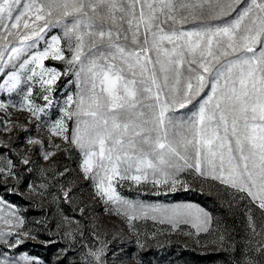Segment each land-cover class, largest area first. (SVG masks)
Wrapping results in <instances>:
<instances>
[{"label":"snow or ice","instance_id":"6c2138e0","mask_svg":"<svg viewBox=\"0 0 264 264\" xmlns=\"http://www.w3.org/2000/svg\"><path fill=\"white\" fill-rule=\"evenodd\" d=\"M204 15L219 22H205ZM190 19L200 23L184 28ZM53 29L62 36H49ZM62 38L71 53L66 61ZM48 59L74 66L76 85L63 116L46 122L48 130L79 151L81 170L105 203L118 205L117 214L131 222L152 213L174 227L191 217L183 222L208 232L212 217L203 209L128 200L114 183L150 182L175 192L177 185L187 188L180 175L189 170L264 210V0H0V91L17 92L21 103L14 106L36 120L52 107L53 86L68 73L46 67ZM9 65L15 70L5 73ZM37 84L44 105L32 98ZM7 107L0 101V109ZM73 118L69 134L66 120ZM54 155L45 152L44 159ZM15 168L7 159L0 179L19 180ZM23 223L17 217L16 226ZM248 226L256 232L251 215ZM10 235L0 230V243H22L17 236L10 244ZM214 243L233 247L226 230ZM252 250L264 257V242ZM105 254L106 245L88 251L93 264H105ZM0 264L44 262L4 253ZM241 264L258 262L245 256Z\"/></svg>","mask_w":264,"mask_h":264},{"label":"rangeland","instance_id":"374dc122","mask_svg":"<svg viewBox=\"0 0 264 264\" xmlns=\"http://www.w3.org/2000/svg\"><path fill=\"white\" fill-rule=\"evenodd\" d=\"M202 20L219 22L208 15ZM198 23L190 19L184 28ZM52 34L62 36V30L53 29L49 36ZM61 47L65 50V61L70 59L68 41L62 38ZM65 61H44L46 67H55L62 73L67 69L68 73L61 75L53 86L52 107L46 108L40 120L26 109L14 106L21 103L17 92L0 91V101L8 104L7 109H0V166L11 159L21 177L0 179V216L12 221L9 225L0 220V230L11 233L7 237L10 244L15 243L17 236L22 240L16 247L0 243V258L4 253L8 257L27 253L44 264H93L89 249L106 245L105 264H241L245 256L264 264V257L252 250L264 242V210L250 198L242 199L243 193L210 177L185 171L180 179L186 181L187 188L177 185L175 192L169 191L168 185L154 187L150 182H114L117 193L128 200L203 209L212 217L208 232L197 233L191 222H183L191 217L181 218L175 227L168 222L161 223L159 216L153 219L152 213L129 222L125 215L117 214L118 205L105 203L97 195L92 180L81 170L79 151L59 136H52L46 123L63 116L61 108L67 95L76 92L74 66ZM12 70L15 69L9 65L4 72ZM26 74L21 73L22 77ZM4 78L0 76V84ZM39 91L37 84L32 98L36 104L44 105L45 101L37 98ZM74 119L66 120L69 134ZM29 138L43 143L29 144ZM57 144L59 149L55 147ZM45 152H55V155L45 160ZM22 157L29 159V165L20 163ZM249 215L255 220V233L248 226ZM17 217L24 221L20 227L16 226ZM225 230L233 246L227 251L214 243L219 232Z\"/></svg>","mask_w":264,"mask_h":264}]
</instances>
